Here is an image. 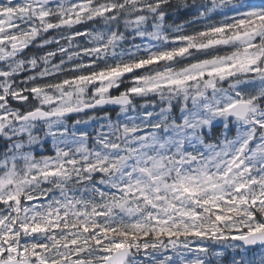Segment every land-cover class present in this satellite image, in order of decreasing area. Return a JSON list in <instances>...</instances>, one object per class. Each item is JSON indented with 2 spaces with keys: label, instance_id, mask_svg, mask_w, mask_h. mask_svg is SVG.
I'll return each mask as SVG.
<instances>
[{
  "label": "snow or ice",
  "instance_id": "snow-or-ice-1",
  "mask_svg": "<svg viewBox=\"0 0 264 264\" xmlns=\"http://www.w3.org/2000/svg\"><path fill=\"white\" fill-rule=\"evenodd\" d=\"M0 264H264V0H0Z\"/></svg>",
  "mask_w": 264,
  "mask_h": 264
}]
</instances>
